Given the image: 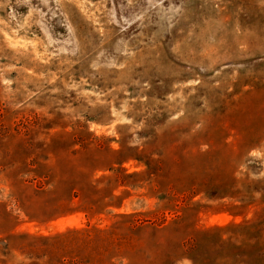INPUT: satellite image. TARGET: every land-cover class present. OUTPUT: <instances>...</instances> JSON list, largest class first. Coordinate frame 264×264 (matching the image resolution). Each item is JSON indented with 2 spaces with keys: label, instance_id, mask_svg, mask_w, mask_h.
Instances as JSON below:
<instances>
[{
  "label": "rangeland",
  "instance_id": "1",
  "mask_svg": "<svg viewBox=\"0 0 264 264\" xmlns=\"http://www.w3.org/2000/svg\"><path fill=\"white\" fill-rule=\"evenodd\" d=\"M0 264H264V0H0Z\"/></svg>",
  "mask_w": 264,
  "mask_h": 264
}]
</instances>
